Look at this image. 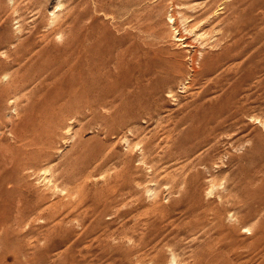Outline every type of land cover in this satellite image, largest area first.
Segmentation results:
<instances>
[{"label":"rangeland","instance_id":"374dc122","mask_svg":"<svg viewBox=\"0 0 264 264\" xmlns=\"http://www.w3.org/2000/svg\"><path fill=\"white\" fill-rule=\"evenodd\" d=\"M0 264H264V0H0Z\"/></svg>","mask_w":264,"mask_h":264}]
</instances>
